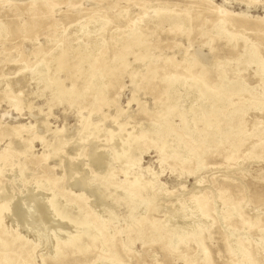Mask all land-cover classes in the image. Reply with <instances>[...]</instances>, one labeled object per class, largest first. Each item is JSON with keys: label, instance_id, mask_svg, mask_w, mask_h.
I'll use <instances>...</instances> for the list:
<instances>
[{"label": "rangeland", "instance_id": "rangeland-1", "mask_svg": "<svg viewBox=\"0 0 264 264\" xmlns=\"http://www.w3.org/2000/svg\"><path fill=\"white\" fill-rule=\"evenodd\" d=\"M32 1L34 0H0V24L8 25L9 28L5 38L0 39V92L3 91L4 84L8 83L11 92L19 96L21 108L18 111L6 99L0 101V155L6 152V160L9 162V166L1 170L0 181L8 185V188L6 185L3 187L5 195H13L12 208L2 215L0 229L8 233L18 232L29 241L30 246L35 245V264H43V259L46 260L45 264L54 263L58 240L68 241L76 235L79 236L78 245L82 248L87 246L89 241L86 235L82 236L81 227H74L67 219L57 217L49 208V181L61 177L62 180L57 183L59 188L62 186L65 190L66 182L71 184L76 181L80 185L74 187V190L68 187L67 192L81 197L79 203L84 212L93 211L105 217V211L109 209L108 216L114 221L112 228L115 226L121 232L116 235L114 244L124 264H185L179 258L182 252L194 260L192 264H206L195 245H191L190 249L181 246L173 253L162 249L160 244L151 242L153 238L138 240L133 234H128L129 230H135L136 225L129 227L132 222L129 206L125 201L116 203V200L125 192V180L131 182L140 175L139 183L149 182V190L139 193L133 190L136 197L130 206L138 205V214L135 216L138 217L140 213L143 215L150 209L154 219L165 225L178 227L187 234L203 225L208 264H243L239 247L250 253L256 264H264V236L260 232L264 229V137L261 142L257 137L260 132H264V108L262 111H249L244 118L245 141L237 149L230 151L231 142L227 141L219 149L210 150L213 145L209 148L202 147L197 159L192 157L186 161L187 156L181 145L176 150L177 158L173 159L171 149L162 158L150 142V136L140 140L139 146L134 143L135 137L141 131L149 130L155 123L156 113L161 106L158 95L165 89L162 76L145 75V80L141 77L135 78L133 85L130 76L123 74L119 85L109 89V96L116 104L101 107L94 113L91 120L100 122L99 133L94 139H88V134L86 131L84 134L80 127V101L76 100L72 104L52 101L50 91L42 90V86L37 85L32 72L25 65H35L37 60L54 47V41L61 37L73 48L91 45L96 37L92 33L96 27L93 21L113 20L107 30L110 34L117 27L125 26L123 18L118 16L121 11L127 10L131 18L138 20L143 13L140 4L144 2L148 8L145 14L147 22H150L149 19L160 8L159 3L167 4V7L177 11H189L193 16L200 15V18L209 16L211 20L219 16L220 11H225L227 24L232 27L233 33L242 34L254 41L264 57V0H208L209 4L197 3L196 0H48L47 4H44L45 0L31 3ZM201 24L200 19L194 22V31L189 42L185 37L168 34L160 28L154 30L152 23H149V29H146L150 34L149 46L145 48L147 57L158 56V66L164 57H173L176 62L185 64V49L190 54L202 52L208 57V61L212 60L206 65L208 75L212 77L220 69L226 79L233 80L236 77L234 70L240 69L239 76L246 79L250 87H254L258 82V78L254 76L255 65L245 68L242 58L235 60L242 43L239 42L233 49L227 47L224 41L215 42V52L212 54L204 45L205 37L199 29ZM81 26H84L83 30L91 33L84 34ZM108 34L106 37L109 40ZM14 59L19 60L17 64L11 62ZM187 60L193 62L190 56ZM127 61L133 71L141 70L140 73H146L145 65L141 61H136L130 55ZM200 70L199 66L194 69L198 72ZM178 73L182 74V78L186 77L184 72ZM67 76L68 73H61L59 78L64 80ZM213 81L217 82L216 79ZM66 84L69 86L68 81ZM256 91L260 92V87ZM180 93L183 95L181 107L189 111L195 100L194 95L191 92L186 95L183 89H180ZM132 98L136 101H132ZM130 101L132 102L129 104ZM181 107L171 117L172 123L178 127V112L182 110ZM118 108L122 113L118 112ZM89 109L84 110L83 115L91 110ZM104 116H107L106 119ZM44 122L48 123L51 131H46ZM119 125L124 126L119 130ZM15 126L27 127L21 131L20 136L23 139L32 134L42 137L43 140L36 139L28 151L22 149L20 147L23 141L13 135L12 127ZM56 130H64L62 135L65 134L71 139L68 144L63 145L55 141V145L61 147L62 153L52 159L49 149L42 141L53 143V132ZM109 131L117 135L116 139H108ZM83 135L86 139L78 142ZM90 141L96 144V153L100 156V165L96 169L88 165ZM254 144L259 146L258 155L250 153ZM175 146L176 142L172 143V148ZM70 147H78L80 152H74ZM127 155H131L134 160H140V163L132 164L134 166L125 177L121 168L125 165ZM69 160L78 169L71 166L67 168L65 175L63 166ZM197 160L200 161L201 168L194 174ZM147 168L149 171L145 170ZM88 181H91L90 187L86 186ZM98 188L107 190L110 197L103 202L99 200ZM153 194L157 199L152 198ZM58 200L52 198L53 202ZM224 201L227 202L226 206ZM74 203L78 204L76 201ZM233 203L239 204L248 223L236 216H230L228 207ZM71 208L77 211L75 204ZM202 208L209 209L208 218L201 216ZM172 216L176 218L172 220ZM130 237L133 238L132 242ZM101 251L102 246L97 245L85 255L71 254L64 264H93L98 260L97 256Z\"/></svg>", "mask_w": 264, "mask_h": 264}, {"label": "bare ground", "instance_id": "bare-ground-1", "mask_svg": "<svg viewBox=\"0 0 264 264\" xmlns=\"http://www.w3.org/2000/svg\"><path fill=\"white\" fill-rule=\"evenodd\" d=\"M69 1L70 0H67V2ZM196 1L197 3L209 4L208 0ZM35 2L36 0L31 3ZM47 2L48 0H45L44 4H47ZM146 4L145 2L140 4L142 5L141 9L143 13L139 15L138 20L131 18L127 10L121 11L118 16L123 18L125 26L117 27L110 34L107 33V30L114 22L113 20L93 21L96 27L92 33L96 35V37L89 46L85 45V47H82L79 45L77 48H73L69 43L66 44L64 42L63 37L56 39L54 41V47L37 60L35 65H31L30 63L25 64L27 69H30L32 72L34 81H36L37 85L42 86V90L50 91L52 101L70 104L74 103L76 100L80 101L81 105L78 113L81 115V131L84 132V134L86 131L88 139H94L99 133L100 122H93L91 117L96 111L100 110L101 107H110L116 104L109 96V89L114 88L115 85H119V80L123 74H128L130 76L131 84L133 85L135 84V78L141 77V79L145 80V75H160L162 76V82L165 84V89L162 91V94H160L161 96L158 95L161 106L156 113L157 118L149 130H143L135 137L134 143L136 145L139 146L140 140L150 136V142L153 144L158 154L164 158L171 149L173 159L177 158L178 154L176 150L182 145L183 153L187 156L186 161L192 157L197 159L199 150L202 147L209 148L210 145H213L209 148L210 150L219 149L221 145L230 141V151L239 148L245 141L243 137L244 118L249 111H262L264 108V101L262 100L264 99V57L261 55L259 46L244 35L233 33L231 30L232 27L227 24L228 20L225 17V11H220L221 14L211 20L209 16L200 18V15L193 16L189 11H177V9L167 7V4L159 3L158 6L160 8L155 11L154 17L149 19L150 22H147L145 20V14L148 9ZM210 13H212V11ZM199 19L202 23L199 29L201 35L205 37L204 45L209 48L210 53L213 54L215 52V42L224 41L227 47H233V49L239 42L242 43L241 51L235 60L242 58V64H244L245 68L255 65L256 69L254 70V76L258 78V82L254 87H250L246 79L239 76L240 69L234 70L236 77L233 80L226 79L224 72L220 69H218L216 73H213L212 77L208 75L206 65L208 62L211 63L212 60L208 61V57L202 52L190 54L188 49H185V64L176 62L173 57H164L161 65L158 66V56L147 57L145 48L149 46L148 40L150 34L146 29L147 27L149 29V23H152L154 30L160 28L168 34L185 37L190 42L191 34L194 31V22ZM208 23L209 25L207 26ZM81 28V30H83L84 26H81ZM8 33V25L0 24V39H4ZM83 33H88L87 35H89L91 32L84 29ZM107 34L109 35V40L106 37ZM129 55L136 61H141L145 65V74L140 73L141 70L137 72L131 69V64L127 61ZM188 56L193 58L192 63L187 60ZM145 59L148 60L144 61ZM18 61V59H14L11 62L17 64ZM197 66L201 69L199 72L194 71ZM17 68H19V66ZM178 72H184L186 77L182 78V74ZM61 73H68L67 78L64 80L60 79L59 76ZM215 79L217 82L213 81ZM66 81L69 82V86H67ZM259 87L261 91L257 92L256 90ZM180 89H183L186 95L190 92L194 95L195 100L193 101V105H190L189 111L181 107L183 95H181ZM4 99H6L5 101H7L11 107H15L20 111V98L11 92L8 83L4 84L3 91L0 92V101ZM132 101H136V99L132 98ZM132 101H130L129 104ZM179 107L182 109L178 112L180 127L174 125L171 121V117H173L174 112ZM87 109L90 111H88L86 115H83L82 112ZM118 109V112L122 113V110L120 108ZM106 117L107 116H104V119H106ZM44 126L47 132L51 131L47 122H44ZM123 126L119 125V130ZM34 127L36 128V126ZM26 128V126H15L12 127V131L14 137H20L23 141L20 148L28 151L32 143L37 141L36 139H43L40 136L38 137L32 134L23 139L20 136L21 131ZM38 130H40V128H38ZM53 133L55 134L53 143L42 141L45 147L49 149V155L52 159L59 157L62 153L61 147H57L55 141L58 142L59 145H63L68 144L71 139L67 138L65 134L62 135L64 130H56ZM109 133L110 136L108 139L110 140L117 136L111 131H109ZM257 137L259 138V142H261L263 139L262 137H264V132H260ZM85 139L86 137L83 135L79 137L78 142H83ZM174 142H176V146L172 148V143ZM128 146H130L129 143ZM96 147V144L90 141L88 146V165L92 166L93 169L98 168L100 165V156L96 153ZM258 147V145H252L250 153L252 155H258L260 153ZM70 149L72 148L70 147ZM72 150L74 152H80L78 147ZM78 152L77 155L75 154L76 157L78 156ZM4 153L7 154L6 152ZM5 154L0 155V175L1 170L9 166V162L6 160L7 155ZM9 157L10 159L12 158V156ZM139 163L140 160H134L131 155H127L125 165L121 168L125 177H127L131 167ZM71 166L72 168L76 167L73 161L70 160L64 164L65 175H67V168ZM200 168V161L197 160V165L193 173L195 174ZM76 169L78 168L76 167ZM145 170L149 171L148 168ZM72 174L74 175L77 173ZM61 180L62 178L60 177L50 179L49 181L51 187V196L47 199L49 208L57 217L67 219L74 227L80 226L82 229V236L86 235L89 242L87 246L82 248L78 245L79 236H72L68 241L58 240L53 264H64L70 255L74 253L85 255L94 250L97 245L102 246V251L99 253V256H97L98 260L96 259L97 261L93 262V264H96V262L101 264H124L114 244L116 235L121 232L115 228V226L112 228L114 221L108 216L110 214L109 209L108 211L106 209L105 217H101L93 211L84 212L79 203L81 197L67 192L68 187H72L70 189L74 190L80 185L75 183L76 181L71 184L66 182L65 191L64 187L62 188L61 186L59 188V185H57ZM139 182L140 175L136 176L131 182L126 179V185L124 187L125 192L122 197L116 200V203L121 200L127 203L132 217V222L129 227L136 225L135 230H129L128 234H133V237L138 240L153 238L151 242L158 243L162 249L169 250L173 253L177 252L181 246H183L184 249H190L191 245H195L197 247V252H200L202 255V261L208 264L209 256L204 246L206 236L204 233L205 227L203 225H199L193 233L187 234L179 230L178 227L165 225V223L160 220L154 219L150 214L152 213L150 209L143 215L140 213L138 217L135 216L138 212V205L133 207L130 206L133 199L136 197L133 190L138 193L149 190L147 186L149 182ZM5 185L6 184L0 181V222L2 215H5V213L7 214L9 209L12 208L11 202L13 195H5L3 192V187ZM90 185L91 181H88L86 186L90 187ZM6 186L8 188V185ZM7 188L5 189L8 191ZM97 191L99 200L102 202L110 197L106 192L107 190L104 191L98 188ZM52 198L59 200L53 202ZM152 198L157 199V196L153 194ZM75 201L78 204L74 203ZM72 204L76 205L77 211L72 210ZM223 204L226 206L227 202L224 201ZM228 208H230L229 210L231 211L230 216H236L245 223L249 222L245 220L238 203H233ZM201 216L208 218L210 216L209 209L202 208ZM175 218V216L171 217L172 220ZM260 232L264 236V229L260 230ZM132 241L133 238L131 239V242ZM35 248L36 246H30L29 241L21 236L20 233H8L4 231V229H0V264H35L33 259ZM238 249L243 258V264H256L255 258L250 255V253L244 252L242 247ZM179 256L185 264H192L194 262L191 257L188 258L183 252ZM42 261L43 264L46 263L45 259Z\"/></svg>", "mask_w": 264, "mask_h": 264}]
</instances>
